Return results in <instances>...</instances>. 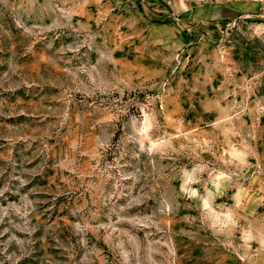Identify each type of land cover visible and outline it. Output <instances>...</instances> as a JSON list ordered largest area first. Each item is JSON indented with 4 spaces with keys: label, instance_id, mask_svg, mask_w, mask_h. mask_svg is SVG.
Returning a JSON list of instances; mask_svg holds the SVG:
<instances>
[{
    "label": "rangeland",
    "instance_id": "1",
    "mask_svg": "<svg viewBox=\"0 0 264 264\" xmlns=\"http://www.w3.org/2000/svg\"><path fill=\"white\" fill-rule=\"evenodd\" d=\"M263 0H0V264H264Z\"/></svg>",
    "mask_w": 264,
    "mask_h": 264
},
{
    "label": "built area",
    "instance_id": "2",
    "mask_svg": "<svg viewBox=\"0 0 264 264\" xmlns=\"http://www.w3.org/2000/svg\"><path fill=\"white\" fill-rule=\"evenodd\" d=\"M261 13L262 16L264 17V0L262 1Z\"/></svg>",
    "mask_w": 264,
    "mask_h": 264
}]
</instances>
